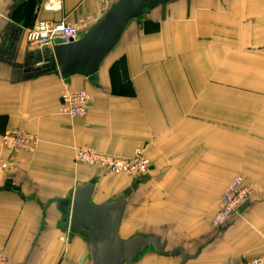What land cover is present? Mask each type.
Masks as SVG:
<instances>
[{"label":"crops","instance_id":"0c3cea01","mask_svg":"<svg viewBox=\"0 0 264 264\" xmlns=\"http://www.w3.org/2000/svg\"><path fill=\"white\" fill-rule=\"evenodd\" d=\"M0 0V164L2 137L23 130L35 153L0 169V250L8 264H91L70 237L61 202L94 181L95 205L125 200L119 235L154 237L182 248L186 264H231L264 256V0H166L132 21L95 79L64 81L31 48L38 21L70 23L96 12L94 0ZM69 87L92 96L84 118L59 112ZM82 147L150 162L129 177L77 163ZM236 179L252 194L226 227L219 200ZM67 242H63V238ZM127 264H182L147 249Z\"/></svg>","mask_w":264,"mask_h":264},{"label":"water","instance_id":"95a60500","mask_svg":"<svg viewBox=\"0 0 264 264\" xmlns=\"http://www.w3.org/2000/svg\"><path fill=\"white\" fill-rule=\"evenodd\" d=\"M166 0H118L87 33L80 34L76 42L64 44L56 40L52 59L46 67L58 73L66 81L81 75L89 79L98 76L101 65L121 41L128 25ZM95 182L75 189L71 213L69 201L61 202V211L69 215L70 237L79 235L87 242L91 264H127L135 261L147 249H153L163 257H181L186 264L194 257L182 248L166 250V244L154 237L134 236L123 240L119 235L125 200H115L100 205L91 201Z\"/></svg>","mask_w":264,"mask_h":264},{"label":"built area","instance_id":"2783aa9c","mask_svg":"<svg viewBox=\"0 0 264 264\" xmlns=\"http://www.w3.org/2000/svg\"><path fill=\"white\" fill-rule=\"evenodd\" d=\"M96 12L79 18L76 22L67 21L50 22L38 21L27 30V42L31 48H49L52 50L56 40L64 44L76 42L80 34L87 33L118 0H94ZM54 0H50L46 8L55 9ZM47 62L39 64V67ZM92 96L85 90H75L67 87L61 96L59 112L68 118H84L89 113ZM2 145L7 152L5 160L1 161L0 169L4 172L16 165L17 155L21 152L35 153L38 150L39 139L36 135L23 130H7L2 137ZM77 163L87 164L107 173L137 177L145 175L150 170V162L142 157L141 152H136L131 159L108 156L97 152L91 147H82L74 152ZM252 187L244 185L241 179L233 181L223 192L218 210L212 219L214 227H226L231 218L238 214L245 202L252 194ZM67 242V238L62 239ZM0 264H8L6 254L0 250ZM67 264H83L82 262H68ZM231 264H264V256L243 260Z\"/></svg>","mask_w":264,"mask_h":264}]
</instances>
